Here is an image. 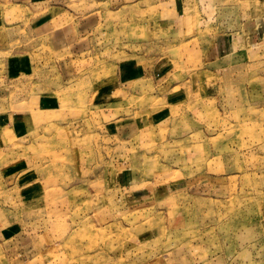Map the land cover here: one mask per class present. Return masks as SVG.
<instances>
[{
    "label": "rangeland",
    "instance_id": "rangeland-1",
    "mask_svg": "<svg viewBox=\"0 0 264 264\" xmlns=\"http://www.w3.org/2000/svg\"><path fill=\"white\" fill-rule=\"evenodd\" d=\"M31 17L6 5L9 27ZM195 17L183 46L170 37L181 57H145L165 63L144 80L153 85L105 97L96 88L117 61L166 43L148 50L140 27L133 47L94 45L68 79L27 27H10L0 49V264H264V0H197ZM231 35L235 52L213 63L211 39L224 36L221 47ZM41 79L59 82L61 107L25 104ZM192 82L172 106L154 98L168 91L158 83Z\"/></svg>",
    "mask_w": 264,
    "mask_h": 264
},
{
    "label": "crops",
    "instance_id": "crops-1",
    "mask_svg": "<svg viewBox=\"0 0 264 264\" xmlns=\"http://www.w3.org/2000/svg\"><path fill=\"white\" fill-rule=\"evenodd\" d=\"M8 4L18 5L25 10V13L29 12L32 15L26 22L17 23V25L10 27H16V29L27 27L26 29L30 31L31 35L46 49V57L53 62L54 73L56 75L66 74L68 79H74L76 72L74 62L76 59L96 56L94 52L96 46H98L99 52L110 48V45L117 43V41L133 47L134 42L130 39L140 36V27L144 32L143 34L147 36V42L144 46L148 50L151 47L164 46L166 43V48L160 53H155L153 50L148 56L147 53L141 55L131 53L128 58H121L120 61H117L114 65L113 79H106L96 88L101 90L100 96L103 97L108 92L113 95L118 90L127 94L128 87L124 86H129L130 92L135 94L138 86L143 88L153 85L152 80L148 82H144V80L149 79V77L151 79L156 70L160 72L165 63L162 62L155 66L152 61L148 64L145 63L147 61L145 57L157 59L172 56L181 57L179 48L186 43V28L197 24L195 17L197 0H194V7L192 0H0V49H5L6 41L11 40V29L6 25V5ZM135 19L138 22H135ZM119 26H121L120 30L117 28ZM137 29L138 35L135 32ZM120 33L123 36L129 34V39L123 40L122 38L120 40ZM161 33L163 34L162 39L157 40V42L156 40L153 41V39L159 38ZM172 35L178 39L175 44L179 48H171L170 37ZM234 39L233 35L230 38L227 37V43H223L221 47H219L218 42H224V36L220 38L216 36L211 39L215 43L213 63L219 61L221 57L225 58L235 52L234 44L236 41ZM196 40L199 48H195L194 52L201 51L202 55V40H198L197 36ZM245 40L244 38L243 41ZM140 59L141 61H139ZM45 82L47 81L43 79L40 81L42 84L41 93L22 98L26 105L31 102L36 105L37 110L61 107L62 103H59L57 97L54 98V96H58L57 93L60 91L59 82L57 83L55 80L49 83ZM107 83H113V85H107ZM193 84L196 86V83L192 82L187 88L179 85L172 88L173 86H167L168 83H158L157 88L161 87L168 91L163 95L158 93L154 98L156 97L158 103L168 107L172 106L177 101L183 100L184 96L192 89L197 90V86L193 87ZM24 87V84L20 85V89ZM148 88L152 89V86ZM31 99L33 100L30 101ZM18 115L27 120V113L24 115V113L19 112Z\"/></svg>",
    "mask_w": 264,
    "mask_h": 264
}]
</instances>
